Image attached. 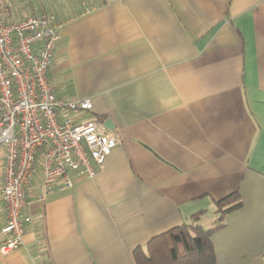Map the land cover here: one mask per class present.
Returning <instances> with one entry per match:
<instances>
[{
    "label": "crops",
    "instance_id": "1",
    "mask_svg": "<svg viewBox=\"0 0 264 264\" xmlns=\"http://www.w3.org/2000/svg\"><path fill=\"white\" fill-rule=\"evenodd\" d=\"M60 25L49 70L56 96L90 99L82 121L120 141L94 179L69 176L44 204L29 191L24 243L0 264H135L155 237L217 203L242 206L213 234L216 264H264V0H5L6 24ZM0 247L7 209L2 196Z\"/></svg>",
    "mask_w": 264,
    "mask_h": 264
},
{
    "label": "built area",
    "instance_id": "2",
    "mask_svg": "<svg viewBox=\"0 0 264 264\" xmlns=\"http://www.w3.org/2000/svg\"><path fill=\"white\" fill-rule=\"evenodd\" d=\"M60 42V25L47 15L16 23L0 19V149L4 151L2 196L7 223L0 254L8 256L24 243L29 191L44 204L61 182L72 189L79 177L94 179L120 141L106 125L82 121L90 99L66 102L56 96L49 70Z\"/></svg>",
    "mask_w": 264,
    "mask_h": 264
},
{
    "label": "trees",
    "instance_id": "3",
    "mask_svg": "<svg viewBox=\"0 0 264 264\" xmlns=\"http://www.w3.org/2000/svg\"><path fill=\"white\" fill-rule=\"evenodd\" d=\"M217 205V228H202L197 224L199 214H196L191 224H183L153 238L145 249L138 247L133 252L135 264H216L213 234L228 213L242 206L241 196L235 193Z\"/></svg>",
    "mask_w": 264,
    "mask_h": 264
},
{
    "label": "water",
    "instance_id": "4",
    "mask_svg": "<svg viewBox=\"0 0 264 264\" xmlns=\"http://www.w3.org/2000/svg\"><path fill=\"white\" fill-rule=\"evenodd\" d=\"M108 124H106V127L110 130H112V127L109 125L110 122H107Z\"/></svg>",
    "mask_w": 264,
    "mask_h": 264
},
{
    "label": "rangeland",
    "instance_id": "5",
    "mask_svg": "<svg viewBox=\"0 0 264 264\" xmlns=\"http://www.w3.org/2000/svg\"><path fill=\"white\" fill-rule=\"evenodd\" d=\"M3 1H5V0H0V3H2Z\"/></svg>",
    "mask_w": 264,
    "mask_h": 264
}]
</instances>
